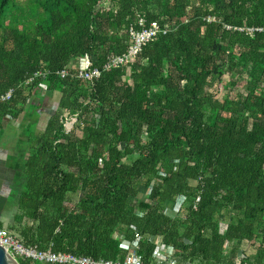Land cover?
<instances>
[{
    "label": "trees",
    "instance_id": "obj_1",
    "mask_svg": "<svg viewBox=\"0 0 264 264\" xmlns=\"http://www.w3.org/2000/svg\"><path fill=\"white\" fill-rule=\"evenodd\" d=\"M138 17L167 33L104 70ZM9 90L0 132L20 122L22 140L0 230L93 260L139 239L150 263L160 238L176 264H264V0H0Z\"/></svg>",
    "mask_w": 264,
    "mask_h": 264
},
{
    "label": "built area",
    "instance_id": "obj_2",
    "mask_svg": "<svg viewBox=\"0 0 264 264\" xmlns=\"http://www.w3.org/2000/svg\"><path fill=\"white\" fill-rule=\"evenodd\" d=\"M136 26L139 27V31H135L134 27H130L128 30L129 45L127 53L110 59V61H108L104 66V70L110 71L111 69L128 65L140 53L143 46L152 42L158 33L166 34L169 28L167 25L162 29L156 22H150L147 25L145 24V20L139 17L137 18ZM226 29L229 30L230 28L227 27ZM238 31L243 30L238 29ZM256 31L261 32L262 30L258 29ZM247 32H253V30H248ZM66 74V71H62L60 76L63 78ZM99 75L100 73L97 69L78 72V77L84 81L98 78ZM12 93L13 91L9 90L5 95L1 96L0 103L10 100ZM197 201L198 199L196 202ZM138 242L139 239H137L134 243L122 241V246L127 250L125 258L123 262H112L93 260L88 257L74 256L69 253H54L50 247L45 251H38L36 248H27L6 230H0V247L3 248L18 263L19 260H21L23 262L31 261L41 264H176L173 249L168 246H164L161 243L160 238L154 240L156 248L152 256V261L150 263H145L137 254Z\"/></svg>",
    "mask_w": 264,
    "mask_h": 264
},
{
    "label": "crops",
    "instance_id": "obj_3",
    "mask_svg": "<svg viewBox=\"0 0 264 264\" xmlns=\"http://www.w3.org/2000/svg\"><path fill=\"white\" fill-rule=\"evenodd\" d=\"M46 102L49 103V100L46 99ZM43 103H45V100ZM19 123L17 121L5 122L0 132V220L6 212L11 210L9 194L14 185L15 171L8 158L16 155L17 143L22 140ZM37 127L38 125L36 130Z\"/></svg>",
    "mask_w": 264,
    "mask_h": 264
},
{
    "label": "rangeland",
    "instance_id": "obj_4",
    "mask_svg": "<svg viewBox=\"0 0 264 264\" xmlns=\"http://www.w3.org/2000/svg\"><path fill=\"white\" fill-rule=\"evenodd\" d=\"M18 1L20 2L21 0H18ZM107 6H109L108 2L103 4V7H107ZM75 64L76 63H74V62L72 63L73 66H75ZM47 98L49 100V103H47V102L43 103V105H44L43 112L44 113H43V116L40 120V123L38 124V127H37L38 129L36 130L37 132L43 131L48 116L54 112V110L57 106V103L55 101L52 102V101H50L49 97H47ZM65 126H66L67 131H72L76 135L79 134V131L76 129L77 124L75 123V120H71ZM72 200L74 202L76 200V197H72ZM180 204H181V201H178L176 203V205L172 206L171 208H168L166 211V214L170 217H174L177 214V211H178Z\"/></svg>",
    "mask_w": 264,
    "mask_h": 264
},
{
    "label": "water",
    "instance_id": "obj_5",
    "mask_svg": "<svg viewBox=\"0 0 264 264\" xmlns=\"http://www.w3.org/2000/svg\"><path fill=\"white\" fill-rule=\"evenodd\" d=\"M0 264H19L3 248L0 247Z\"/></svg>",
    "mask_w": 264,
    "mask_h": 264
}]
</instances>
